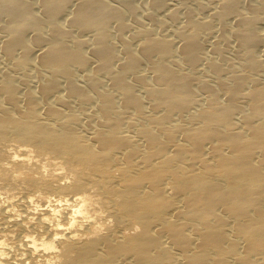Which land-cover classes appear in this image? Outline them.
Listing matches in <instances>:
<instances>
[{"label":"bare ground","instance_id":"bare-ground-1","mask_svg":"<svg viewBox=\"0 0 264 264\" xmlns=\"http://www.w3.org/2000/svg\"><path fill=\"white\" fill-rule=\"evenodd\" d=\"M5 156L0 264H264V0H0Z\"/></svg>","mask_w":264,"mask_h":264},{"label":"rangeland","instance_id":"rangeland-1","mask_svg":"<svg viewBox=\"0 0 264 264\" xmlns=\"http://www.w3.org/2000/svg\"><path fill=\"white\" fill-rule=\"evenodd\" d=\"M9 142L11 143H9V145H7L8 147L7 146L6 147L7 149L9 148V150H11V148H13L14 145L12 144L13 141H9ZM13 150H16L15 147L11 151ZM38 157L40 159V156ZM38 157L35 156L34 158L33 156L34 159L36 158L38 159ZM43 159L46 160V158L41 157L40 161H43ZM7 160H8L7 156H5L4 158H0V168H1V163L4 161L6 163ZM31 197L33 199H31ZM47 198L48 197H44V196L42 197L40 189L37 186H31L27 184L25 181H23V179L21 178H18L17 180L0 178V208L1 207L10 208L12 211L11 216L15 218L21 219L23 221L25 220V222H29V221L31 222L32 220L36 219V217L41 215L42 212L46 210L45 206L49 205V200ZM1 220H2V214L0 213V228L2 227L0 240L6 241L7 243H10L12 245L14 244L13 241H15L14 236L13 235L7 236V234L14 233L10 229L11 225L3 224ZM23 233L25 235V232ZM15 250L14 252L20 251L19 255H21L23 249L21 248Z\"/></svg>","mask_w":264,"mask_h":264}]
</instances>
